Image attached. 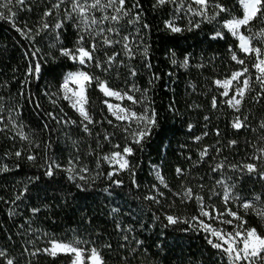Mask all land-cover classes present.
<instances>
[{"label":"snow or ice","instance_id":"obj_1","mask_svg":"<svg viewBox=\"0 0 264 264\" xmlns=\"http://www.w3.org/2000/svg\"><path fill=\"white\" fill-rule=\"evenodd\" d=\"M151 8L153 12H170L163 20V28H157L170 37L185 32L195 34L202 30L201 25L205 23L218 25L210 33H206V38L223 40L227 45L226 52L230 61L236 62L240 68L231 71L230 75L223 79L217 78L213 81L218 96L223 100L219 101L218 96H212L211 107L217 109L218 104H222L232 109L234 115L230 127L237 133L248 128L260 135L257 137V144L252 146V152L240 161L232 162L227 156H223L225 148L229 152L239 149L240 141L230 139L225 143L219 128L214 132L217 137L215 144L197 147L194 162L191 155L185 157L196 167L208 164L212 187L209 188L210 195L207 199L210 201L213 196L222 199L223 211L212 205L205 210V196L201 193L205 187L204 180L207 174L198 178L200 192H196L188 183L191 172L181 166L175 168L179 188L171 194L174 198L178 197L181 202L195 200L201 216H192L190 223L189 218L182 219L178 215L161 211L162 201L167 197L160 185L164 189H169V184L161 171L163 160L159 165L151 166L155 181L150 184L148 194L142 198L137 196L135 199L149 201L159 206L155 210L150 208V219L160 222L164 228L172 227L175 230L178 225L183 224L185 227L181 228V231L195 232L202 229L208 233L211 238L206 237L207 244L210 249L215 250L208 258V264H264V118L260 119L257 128H251L249 116L242 112L244 104L248 101L264 103V0H153ZM32 10L31 0H0V21L16 34L13 43L23 48L26 61L23 84L37 82L36 93L26 94L22 91L17 95L31 100L39 110L38 115L41 118L47 117L62 126L79 127L83 140L95 141V148L91 143L87 144L89 156L96 155L97 149L102 151V143L110 144L112 150L99 156L93 169L85 163L84 155L80 151L79 144L82 140L71 142L69 156L63 163L55 152L48 154V149L52 147L51 141L45 145L44 162L38 165L42 170L29 176L27 183H24L22 189L13 197L6 199L0 196V201L15 205L14 209L8 211L9 218L22 216L19 211L21 204L28 211L27 218L17 226L16 235L22 238L26 234L36 239L46 238V242L40 247L34 239L27 240L19 256L13 255L6 246L0 247V264H21V260L25 258L26 264H38L41 256L51 257L54 261L61 255L67 256L68 264H108L105 250L117 253V264H130L129 254L134 256L140 248H145L146 240L138 239L133 234L136 230L132 223L125 224L123 219H117L123 211L119 206L109 207L107 202L119 195L116 189L122 188L124 181L117 177L124 171L132 177V186L137 190L140 188L135 179L139 163H134L132 159L137 152L143 153L150 148L154 138L160 140L156 146L158 154L162 149L166 151L171 145L170 140L166 142L164 135L166 129L161 125L160 113L151 95L156 85L164 81L165 77L168 81H172L174 76L179 80V69L189 70L193 66L200 69L204 64L197 62L192 65L191 61L194 59L192 52L185 49L178 54L171 47L166 50L167 71L158 69L152 63L153 25L147 19L142 0H55L50 7H45L40 22L35 27L20 19L21 13ZM53 15L55 21L50 23L48 18ZM257 24L259 28L254 30ZM44 39L48 42L46 50L38 46L40 40ZM6 48L5 45V50ZM66 61L71 63L74 70L64 71ZM89 68L98 70L101 75L90 71ZM250 68L255 69L254 79ZM141 70L148 72L147 87H140L136 83ZM113 73L117 78L123 77V88H114L110 84L108 78ZM46 74L51 80H56L57 88L56 92L52 93L50 88L46 87L44 96L48 97L53 105L57 104L58 99L67 101L78 113L77 119L66 118V114L58 116L54 111L41 109L37 103L40 91L38 82ZM102 76L105 78L102 79ZM189 86L195 90V85ZM93 87L103 93L104 97L126 99L131 102L122 107L107 99L103 101L107 111L116 121L125 122L122 128L125 141L123 145L111 144L115 132H108L104 127V121L96 120L91 113L88 106L90 103L88 90ZM136 105L140 106V111L136 110ZM199 107L195 103L188 105L190 109ZM60 111L63 112V109ZM167 111L174 115L179 114L174 101L169 103ZM236 113L239 115H235ZM203 119L207 129L210 117L205 115ZM23 120V105L19 101H13L9 96L0 95V135L11 140L13 145L17 137L31 144L28 133L24 131L29 126L25 125ZM107 124L113 125V121L109 119ZM43 127L51 131L47 120ZM193 127L192 123L187 124L189 133ZM32 135L35 136V132ZM208 135L209 132L204 131L201 135L192 136V140L200 145L202 138ZM69 139L66 133V144ZM244 143L247 147L250 142L245 140ZM5 155L16 158L17 169L21 168V158L37 166V155L32 151L20 148L6 152ZM220 156L223 158L218 159ZM101 161L107 163V169H101ZM9 171H11L9 164L4 163L0 166V172ZM103 178L107 179L108 184L101 187ZM249 184L251 187H248ZM257 185L259 191L256 190ZM217 187L220 191L215 190ZM33 189L36 192L35 196L32 195ZM50 192L58 195H50ZM246 192L250 195H246ZM41 193L44 194L43 197ZM101 196L103 202L96 203ZM33 200L39 203H32ZM50 200L58 203L53 205L49 203ZM89 201L96 203L100 209L98 214L91 208ZM233 204L236 205L235 208L232 207ZM54 207L79 212V223L89 232L87 240L80 236H74L67 241L57 240L54 237L48 238V233L42 232L39 228L33 229V217L51 212ZM240 209H243V215ZM250 212L259 218V223L254 225L248 223L244 216ZM213 214L220 223L235 224V228L225 231L223 228L205 223L202 217L212 218ZM134 215L132 210L127 213L129 218ZM103 216L110 218L114 234L119 235L123 241L115 248L110 239L105 241L104 233L107 229L102 223H97ZM136 221L139 223V217H136ZM145 227L146 225L141 224V230ZM111 235L112 233L109 234ZM7 239L11 241L13 236L9 235ZM101 241L105 242L99 244Z\"/></svg>","mask_w":264,"mask_h":264},{"label":"trees","instance_id":"obj_2","mask_svg":"<svg viewBox=\"0 0 264 264\" xmlns=\"http://www.w3.org/2000/svg\"><path fill=\"white\" fill-rule=\"evenodd\" d=\"M55 0H31L33 10L31 12L21 13V21H27L29 26L35 27L38 25L41 19L42 12L46 6H51ZM144 9L147 12V19L152 23L151 30V42L153 47L152 63L160 70L167 71L168 60L166 57V50L168 48H174L179 54L183 50L187 49L192 52L194 59L191 61L192 65L197 62H203V68L191 67L189 70L179 69V80L174 76L172 81L165 80L158 83L155 87V91L151 93L152 98L155 101V106L160 113L161 125L166 129L165 138L171 141L170 147L165 150H161L157 153L156 146L160 143L159 138H154L152 146L145 152H137L133 157L134 163H139V167L136 170L135 179L140 184V188L137 190L131 184L132 177L127 171H124L118 175V179L124 181L122 188H117L116 192L119 194L107 202L109 207L119 206L123 211L122 215L117 219H123L124 223H132L135 227L134 235L138 239L146 240L145 248H140L138 252L132 256L129 254L130 264H208V258L212 256L215 250L210 249L207 244V238H211L208 233H205L202 229L198 231H181V228L185 226L180 224L174 230L172 227L164 228L160 222H154L150 219L151 211L157 209L159 206L152 204L149 201H143L135 199V197H143L148 194L149 187L152 182L155 181L154 174L151 171L153 164H160L163 160L162 175L165 177L166 182L169 184V189H164L162 185L160 188L166 194V199L162 201L163 208L161 211H167L169 214H174L183 218H190L192 216H201L199 207L195 200L184 201L178 197H173L171 192L176 191L179 188V181L176 178L175 168L181 166L186 171H190L191 175L188 177V183L192 186L196 192H200L198 185L200 184L199 177L205 176L204 190L201 193L205 196V210L209 205L214 206L216 209L223 211L224 203L222 199L213 196L209 201L207 197L210 195L209 188L212 187V179L208 164L196 167L192 163L185 159L186 156L191 155L193 162L196 160V149L198 146L215 144L217 137L214 135L215 129L219 128L221 131L222 140L226 143L230 139H238L240 141L239 149L229 152L226 148L223 152V156H227L229 161H240L243 157L252 152V146L257 144V137L260 135L258 132H253L248 128H245L238 133L233 130L230 125L233 119L234 111L230 108L224 107L222 104H218L217 109L211 107L212 96H218V91L213 81L217 78L223 79L226 75H230L231 71L239 70L240 66L234 61H230V57L226 52L227 45L223 40L215 41L206 38V33H210L218 25L202 24V30L197 31L195 34L185 32L175 37H170L169 34L158 31L157 28H163V20L170 15V12H153L151 5L153 0H142ZM50 23L55 21V16L48 18ZM186 23V21H185ZM259 28L257 24L254 30ZM16 34L13 30H10L3 21H0V95L9 96L13 101H19L23 105V123L28 125L24 129L29 135L28 141H21L18 137L15 141V145L11 140L5 139L3 135H0V166L4 163L9 164L11 171L7 173L0 172V196L9 199L15 195V193L22 189L24 183H27V178L33 173L41 171L38 165L44 162L45 159V145L51 141L52 147L48 149V154L55 152L60 156L63 163L69 156L71 148V142L73 140H82L79 144L80 151L84 155L85 163L91 168L95 169L97 158L102 156L105 152L112 150L110 144L101 145V149H97L96 155L89 156L87 154V144L91 143L95 148V141L83 140V134L79 127L76 125L62 126L55 124L47 117L41 118L38 115V111L31 100H26L24 97L17 95L19 92L36 93L37 82L33 81L30 85H24V73L26 71V61L23 56V48L18 44H14ZM26 43V42H25ZM47 40H40L39 47L42 49L47 48ZM5 45L7 46L5 50ZM66 67L64 71L74 70L70 62H65ZM90 71H95L97 75L101 73L93 68H89ZM250 72L255 77V69L250 68ZM105 78L104 76L101 77ZM110 84L114 88H123L122 79L117 78L113 73L108 78ZM47 74L42 78L39 84V94L37 103L44 111H54L58 116L66 114V118L77 119L78 113L72 109L67 101L62 99L57 100V104L53 105L50 99L44 96L45 88H50L52 93L56 92L57 82L51 80ZM148 72L141 70L140 75L136 79V83L140 87H147ZM7 82V86H5ZM189 85H195V90ZM175 90V95H174ZM89 107L91 113L96 120H103L104 127L108 132H115V135L111 141V144H124V138L122 134V128L125 126V122H118L107 111V106L103 103L106 97L103 93L95 87L89 90ZM139 96V93L136 94ZM108 100V99H107ZM218 100L222 101L223 98L218 96ZM110 102V100H108ZM174 101L175 106L178 109L179 114L174 115L172 112L167 111L170 102ZM197 104L200 107L196 109L188 108L190 104ZM131 102H125L123 105L127 106ZM61 108L63 112H61ZM136 110L140 111V106L136 105ZM242 112L249 116V124L251 128H257L261 118H264V103H252L248 101L244 104ZM207 115L210 117V122L207 129H205V122L203 117ZM235 115H239L236 113ZM111 119L113 125H108L107 120ZM47 120L49 129L44 128L43 124ZM192 123L194 125L192 132L189 133L187 124ZM116 125H119L117 127ZM15 131V130H13ZM208 131L209 135L202 138L200 145H197L192 136L201 135L202 132ZM35 132V136L32 133ZM68 134L70 139L67 144L65 142V134ZM245 140L250 143L245 146ZM37 145L39 147L37 148ZM186 145V147H182ZM26 149L32 151L37 155V162L34 166L31 162H27L21 158V168H15L16 158L14 156H6L5 153L9 151H15L16 149ZM191 149V152H189ZM238 153V154H237ZM215 155V153H213ZM223 156L218 157L222 159ZM210 163V162H209ZM106 162L101 161V169H107ZM101 183V182H98ZM158 183V182H157ZM108 181L106 178L102 179L101 187L107 186ZM251 187V184L248 185ZM220 191L219 187L215 189ZM256 190L259 191V186H256ZM250 195V193H245ZM32 195L35 196L36 192L33 189ZM41 193V197H43ZM50 195H58V193H51ZM103 196L100 197L96 203H102ZM27 203V201H26ZM32 203H39V201L33 200ZM49 203L53 205L58 201L50 200ZM91 208L98 214L100 209L97 208L96 203L92 201L88 202ZM236 207L235 204L232 205ZM15 205L10 203L6 204L0 201V247H8L13 255L19 256L23 250L25 242L29 239H34L35 243L40 247H43L46 238L36 239L29 235H24L22 238L20 235H16L17 226L23 222V219L27 218L28 211L24 205H20L19 211H21V217L9 218V209H14ZM129 210H132L135 215L131 218L127 217ZM243 215V209H240ZM79 212H73L72 209H60L53 208L51 212H46L33 217V229L39 228L42 232L48 233V238H55L57 240L67 241L74 236H80L82 239L87 240L89 232L79 223ZM215 214H213V217ZM136 217H139V223L136 221ZM205 223H209L207 218L202 217ZM244 218L250 225L259 223V218L254 213L250 212ZM106 222V223H105ZM98 224H103L107 229L104 233L105 241L111 240L113 247L115 248L118 243H122V239L119 235L114 234V226L111 223L110 218L103 216L97 221ZM191 223V220H190ZM211 223V222H210ZM141 224L146 227L141 230ZM212 225V224H211ZM217 228L219 226H216ZM112 233L111 236L109 234ZM13 236V239L9 241L7 237ZM39 235V233H37ZM105 241L99 242V244ZM155 242V243H153ZM99 244L97 246H99ZM150 246V247H149ZM105 257L108 264H117L115 251L109 253L105 250ZM124 253L121 251V255ZM21 264H26L25 260H21ZM38 264H68L67 256L61 255L59 258L53 259L47 256H41Z\"/></svg>","mask_w":264,"mask_h":264},{"label":"rangeland","instance_id":"obj_3","mask_svg":"<svg viewBox=\"0 0 264 264\" xmlns=\"http://www.w3.org/2000/svg\"><path fill=\"white\" fill-rule=\"evenodd\" d=\"M108 100H110L111 103L113 104H120L122 107H124V103L125 102H129L125 100H117L115 97H106ZM111 114V113H110ZM115 118V117H114ZM208 220V224H212L213 227L219 226L218 228H223L225 231H231L233 228H235V224L233 225H226V224H222L220 223V220L216 219V217H212V218H207ZM211 222V223H210ZM217 228V227H216Z\"/></svg>","mask_w":264,"mask_h":264}]
</instances>
